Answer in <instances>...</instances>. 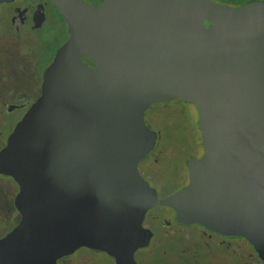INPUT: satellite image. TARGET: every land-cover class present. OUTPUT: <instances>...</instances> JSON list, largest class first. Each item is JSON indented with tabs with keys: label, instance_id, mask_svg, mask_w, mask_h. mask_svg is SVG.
<instances>
[{
	"label": "water",
	"instance_id": "95a60500",
	"mask_svg": "<svg viewBox=\"0 0 264 264\" xmlns=\"http://www.w3.org/2000/svg\"><path fill=\"white\" fill-rule=\"evenodd\" d=\"M50 1L68 36L0 148L18 187L0 264H55L79 247L134 264L155 206L243 237L264 264V2ZM175 98L195 106L200 141L187 184L157 198L137 170L158 138L143 114Z\"/></svg>",
	"mask_w": 264,
	"mask_h": 264
},
{
	"label": "flooded vegetation",
	"instance_id": "af4514ba",
	"mask_svg": "<svg viewBox=\"0 0 264 264\" xmlns=\"http://www.w3.org/2000/svg\"><path fill=\"white\" fill-rule=\"evenodd\" d=\"M82 1L97 5L100 0ZM217 3L229 7L243 5ZM67 36L66 24L50 0L0 2V60L12 67L9 73L0 74V80L4 81L2 92L7 96V101L0 105V113L4 109L7 114L18 108L22 110L12 121L3 144L14 124L39 95L42 73ZM82 60L91 65L86 57H82ZM8 106L12 107L9 112ZM155 148L156 141L148 154L137 163V170L155 189L156 197L163 198L187 184V164L184 177L179 176L171 168L174 155L161 153L159 149L151 156ZM151 166H159V171H148ZM15 186L16 193L18 187ZM171 215L170 211L156 206L144 213L141 227L150 234L149 241L133 252L134 264H263L243 237L220 234L196 222L179 223ZM96 255H102L108 264H115L113 257L105 252L87 247H79L59 261L67 264H105Z\"/></svg>",
	"mask_w": 264,
	"mask_h": 264
},
{
	"label": "rangeland",
	"instance_id": "374dc122",
	"mask_svg": "<svg viewBox=\"0 0 264 264\" xmlns=\"http://www.w3.org/2000/svg\"><path fill=\"white\" fill-rule=\"evenodd\" d=\"M10 69H12L10 65H7L0 60V74L4 72L9 73ZM3 83L4 81L0 80V98H2L1 95H3L2 93L3 88L1 87ZM5 101H7V97L5 98ZM21 112L22 110L18 108V109H15L14 112L11 114H7L5 112V109L3 110V112L0 113V146L4 142L6 133L10 129L12 121L17 119V117L21 114ZM160 112H163V113L173 112V114H171L172 116H170L171 118H174V116L180 115L183 122H186V124L189 125L190 128L192 129V131L189 134L186 133V138H185L186 144L184 145V148L182 150L174 149L171 152V154L174 155V160L172 161V166L174 168L171 167L172 170H174L173 172H175L179 176L184 177V174L186 172L187 161L195 153L196 145L200 141V133H199V130L196 124L195 106L192 103L182 101L180 98H175L167 103L151 104L144 111L143 118H144L145 123L148 125V127L152 131H156V132L160 131V129H158L160 120L157 116V113H160ZM178 121H180V119H178ZM169 139L170 137H166L164 134L159 133V137L156 140V148L152 152L151 156L155 155L159 149L164 148L168 144ZM168 153L170 152L168 151ZM157 155L159 154L157 153ZM159 168H160L159 166H154V167L151 166L149 167L148 171H152V170L159 171ZM161 172H163V170ZM173 182L170 183L169 185H172ZM9 196H10L9 194L7 195L4 194L0 196V204L4 203L5 198L7 200V204H9L10 202ZM5 212H6L5 209H3L2 206H0V235L4 234L5 230L12 223V217L11 219L8 218ZM95 257H97L102 263L108 264L107 263L108 260L104 258L102 255H96ZM67 263L68 262H64V261L60 262L57 260L55 264H67Z\"/></svg>",
	"mask_w": 264,
	"mask_h": 264
},
{
	"label": "trees",
	"instance_id": "16d2710c",
	"mask_svg": "<svg viewBox=\"0 0 264 264\" xmlns=\"http://www.w3.org/2000/svg\"><path fill=\"white\" fill-rule=\"evenodd\" d=\"M215 1L222 2V3H228V4H235L234 6H238V5L244 4L246 2L243 0H215ZM206 24H208V23L206 22ZM88 61L91 63V65H93V63L90 60H88ZM1 97L2 98H0V105H2L5 102V98L7 96H6V94L3 93V95H1ZM171 114H173V112L157 113V116L160 120V124H159L160 128L158 127V129H160V131L158 132V137H159V133L164 134L166 137H170L168 144L164 148H161V150H162L161 153H164V154L165 153L170 154L172 152V150H174V149L182 150L184 148V145L186 144V140H185L186 133L189 134L192 131L190 126L187 125L186 122H183L180 115L174 116V118H171L170 117V116H172ZM178 119H180V121H178ZM168 151L170 153H168ZM15 191H16V186L12 182V180L8 177L0 176V196H2L4 194L10 195L9 196V201H10L9 204H7V200L5 198L4 203H1L0 206H2L3 209H5V211H6L5 214L8 218L11 219V217H12V223L5 230V233L8 232L16 224V222L18 220V214H17V212L13 206V196L15 194ZM4 234H2V235H4ZM2 235H0V237Z\"/></svg>",
	"mask_w": 264,
	"mask_h": 264
}]
</instances>
